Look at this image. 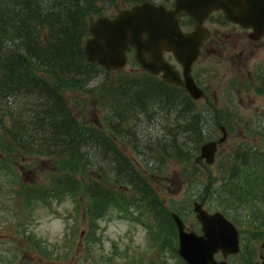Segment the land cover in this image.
<instances>
[{
	"label": "trees",
	"instance_id": "trees-1",
	"mask_svg": "<svg viewBox=\"0 0 264 264\" xmlns=\"http://www.w3.org/2000/svg\"><path fill=\"white\" fill-rule=\"evenodd\" d=\"M139 1L0 0V172L9 174L14 170L8 155L49 156L59 161L49 183H24L20 189L8 186L11 208L15 209L18 203L28 209L32 201L62 204L70 198L76 208L87 213L93 227L110 211L127 218L144 214L159 225H169L173 210L158 198L137 165L118 148V136L135 149L140 144L133 139L138 136V124L134 121L129 125L131 117L175 110L169 128L165 131L166 120L163 121L160 129L164 132L150 134L152 142L145 145L150 154H158L148 155L152 163L164 165L168 157L179 161L186 172L187 164L199 155L206 139L204 134L213 135L215 123L206 124L184 88L147 73L118 76L107 82L112 71L87 62L83 55V42L92 19L114 14ZM103 72L106 77L100 78ZM91 79L98 82L89 88ZM87 93L96 95L95 103L102 108L101 117L108 123L106 128L82 118V95ZM180 132L182 136L178 138ZM143 141L147 142L144 138ZM249 147L253 148H244ZM253 161L264 164L260 156ZM261 164L249 168V175L248 170L244 171L240 185L229 190L231 205L241 206L235 202H242L255 190L254 182L264 183ZM61 165L68 167L60 169ZM253 171L261 173L255 178L251 176ZM103 180H107L106 185ZM230 180L224 185H229ZM212 181L207 180L201 195L209 207L215 201L214 191L209 192ZM133 208L138 209V214ZM235 216L231 219L237 223ZM257 220L264 221V217ZM88 230L87 238L93 233L92 228ZM172 235L168 233L169 243ZM51 247L55 249V245ZM171 253L175 255L174 251Z\"/></svg>",
	"mask_w": 264,
	"mask_h": 264
},
{
	"label": "rangeland",
	"instance_id": "rangeland-1",
	"mask_svg": "<svg viewBox=\"0 0 264 264\" xmlns=\"http://www.w3.org/2000/svg\"><path fill=\"white\" fill-rule=\"evenodd\" d=\"M226 33L231 35L222 43ZM218 34L217 42L223 44L221 50L224 47L225 54L218 56L213 52L207 55L203 53L195 65V70L200 72V79L204 81L203 84H199V87L204 89V95L196 99V108L202 113L207 125L211 121L212 97L215 90L219 95L217 101L219 112H226L225 91L229 87L233 90L238 89L239 83L248 82V79L250 82L252 76L264 70V47L256 49L253 56L247 58L244 64L243 62L240 64L237 51L243 48L244 39L242 38L234 48L235 34L231 27H219ZM239 34L236 36H241L242 33ZM230 49L233 50L234 55H231ZM170 61L176 64L174 58ZM145 73L134 57L129 56L125 67L110 72L106 81L112 82L118 76H141ZM104 77L106 72L100 75V78ZM97 82L98 79H91L87 86L92 88ZM240 93L245 105H240L239 109L244 116L251 117V120L238 122L234 119L232 127L228 128V135L222 141L219 138L223 134L221 130H217L215 141L220 145L217 147L218 152L217 149L215 150L211 163H207L205 159L200 160L201 162L191 161L187 164L188 170L185 172L179 161L169 160L168 157L165 158L164 165L150 161V156L156 157L155 155L158 154H150V151H147L145 144L152 142V137L149 135L155 134L156 131L162 134L164 130L160 127L165 120L166 131L176 115L175 110L168 113L159 110L155 114L148 113L149 116L141 117L139 114L131 117V120H134L129 119V125H133L134 121L138 124L136 129L138 136L135 135L133 139L140 144L132 149L131 145L120 136L116 144L125 156L130 157L137 165L158 198L182 217L189 230L197 233H200V223L192 210V203L196 200L204 201L202 198L204 196L201 197L203 186L208 179L213 180L214 190L207 189L209 192L214 191L212 197L215 200L212 201L214 206H207L205 201L204 206L210 211L223 212L230 220L232 216L238 217L235 216L238 219L237 223L232 221L239 231L240 250L228 257L229 264H264V247L261 246L264 241V221L257 220V217H264V183L254 182L255 190H252L242 202H235L237 206L242 204L239 207L231 205L233 198L229 192L233 190V183L229 181V185H224L227 180L226 171L230 166V163L226 162L230 148L244 142L247 146L258 148L261 154L264 152L263 130L260 129L264 126V93L256 95L253 102L247 100L248 96H253L251 92ZM82 96H84L82 97L84 104L81 105L82 118L88 123L95 122L106 128L108 123L101 117L102 108L95 103L96 95L87 93ZM235 96L237 98V92ZM257 118H261L259 126L256 125ZM180 134L181 132L177 134L178 138H181L182 134ZM204 135L206 136L204 142L212 139V136ZM143 138L147 142H144ZM8 156L9 159L12 158L11 164L14 170L9 174L0 172L2 174L0 264H186L177 252V229L172 220L169 221V225L166 222L159 225L148 215L127 218L110 211L97 221V226L93 227L87 213L76 208L70 198H66L62 204L54 202L47 205L40 201H32L28 209L22 208L23 206L18 203L14 206L17 210L11 208L8 186L12 185L15 189H20L24 183L38 186L49 183L51 176L57 172L59 161L49 156L29 154ZM147 161L150 164L147 165ZM66 167L68 166L61 165L60 169ZM260 173L253 171L251 176L256 178ZM106 183L107 180H103V184ZM133 212L138 214L139 211L134 209ZM91 228L93 233L87 238L88 229ZM168 233L169 235L173 233L171 243L168 240ZM52 245H55V249L51 247ZM172 251L175 255L171 253ZM215 258L220 260L222 257L218 253Z\"/></svg>",
	"mask_w": 264,
	"mask_h": 264
},
{
	"label": "water",
	"instance_id": "water-1",
	"mask_svg": "<svg viewBox=\"0 0 264 264\" xmlns=\"http://www.w3.org/2000/svg\"><path fill=\"white\" fill-rule=\"evenodd\" d=\"M214 10H221L232 22L252 28L254 36L264 34V0H173L171 8L160 1L141 0L90 22L84 42L85 59L107 70H120L127 63L128 51L134 47V59L141 68L183 86L192 98L198 99L203 90L194 82L190 69L203 39L209 35L203 21ZM182 13L195 22L192 31L181 30ZM165 51L182 65V74L164 58ZM220 128L222 141L226 131L224 126ZM215 150L216 141H205L196 159L211 163ZM193 211L200 223V233L187 230L182 218L172 213L178 233V254L187 264H228L227 257L240 248L237 227L221 211H209L201 203L195 202ZM216 253L223 258L215 259Z\"/></svg>",
	"mask_w": 264,
	"mask_h": 264
},
{
	"label": "flooded vegetation",
	"instance_id": "flooded-vegetation-1",
	"mask_svg": "<svg viewBox=\"0 0 264 264\" xmlns=\"http://www.w3.org/2000/svg\"><path fill=\"white\" fill-rule=\"evenodd\" d=\"M167 6H170L169 2H165ZM179 21H180V28L182 31L184 32H189L191 30L194 29L195 26V22L186 14L182 13L179 15ZM203 27H205L208 32L209 35L206 36L200 47H199V54L197 56V58L195 59V61L192 63L191 65V76L193 78V80L195 81V83L200 86L199 84H203L204 81L200 79V72L195 70V65L198 61V58L204 53V54H209L210 52H213L214 54L221 56L225 54L224 51V47L221 50L222 47V43H224L225 40L228 39V37H230V33H226L224 34V40H222L221 42H217L216 37L219 36L218 32H219V27L220 28H224V27H231L233 32H234V37H233V42H234V48H236L237 44L239 43V41L243 38L244 42L242 44L243 48H239L238 49V58L240 59V64H242L241 62H243V64L245 63V60L251 56L254 55L256 49L262 48L264 47V34H261L259 36H254V31L252 28L249 27H244L238 23L232 22L230 20H228L223 12L221 10H214L212 12H210L207 17L204 19L203 21ZM211 26V27H210ZM239 32H241V36H236V34H239ZM239 34V35H240ZM231 50V49H230ZM231 55H234L233 50H231ZM229 55L231 58H233V56ZM163 56L166 60H168L169 62L170 59H173L174 57L172 56V54L170 52L165 51L163 53ZM175 60V58H174ZM176 61V60H175ZM173 63V62H171ZM176 67V69L179 71L180 74H182L183 71V67L180 63H178L176 61V64L173 63ZM142 70H144L143 68H141ZM146 73H148V71L144 70ZM152 76H154L155 78L169 83L165 80H163L161 78L160 74H152ZM255 77V79H254ZM171 84V83H170ZM176 85V84H173ZM176 86H180V85H176ZM183 88V87H182ZM202 89V88H201ZM203 93H204V89ZM241 91L244 92H251V94L253 95L248 96L247 100L248 102H253L255 99L256 95H261L264 93V70L262 72L259 73V71L256 73L255 76H252V80L249 82L247 81H243L241 83H239L238 85V89H232L231 87H229L227 89V91H225V98L227 100L225 101V104L227 105L226 107V112H219V108L217 105V101H218V97L219 95L217 94V90H215L213 92V103L211 105V107H213V111L210 114V119L213 123H215V130L214 133L212 135V139L216 140L217 138V130H221L220 126H224L225 127V131H226V135H228V128L232 127V123L234 119H237L238 122L243 121L245 122V120H251V117H247L244 116L243 113L241 112L240 105H245V102L243 100V98L241 97ZM235 92L238 93V96L236 98L235 96ZM204 95V94H203ZM247 117V118H246ZM257 122V126L260 125L261 123V118H257L255 120ZM254 121V122H255ZM250 122V121H249ZM224 123V124H222ZM260 129L263 130V136H264V126L260 127ZM222 132V130H221ZM223 133V132H222ZM220 144H216V149L218 152V146ZM245 143H241L239 145H235V147L230 148L229 151V155L226 159V162L230 163V166L228 167L226 176H227V180H229V178H231V182L233 183L234 186H238L240 185L239 181H240V177L242 175V173L244 171H247L249 168H256L258 167L262 162L256 163L253 160H255L257 158V156H260V159L263 160L264 159V152L261 154L258 151V148H250V149H246L245 147ZM244 159L245 162L242 164L240 161ZM261 166H264V164H261ZM248 175L250 174L249 170L247 171Z\"/></svg>",
	"mask_w": 264,
	"mask_h": 264
},
{
	"label": "bare ground",
	"instance_id": "bare-ground-1",
	"mask_svg": "<svg viewBox=\"0 0 264 264\" xmlns=\"http://www.w3.org/2000/svg\"><path fill=\"white\" fill-rule=\"evenodd\" d=\"M162 1H164V3H162ZM162 1H160V3L161 4H163L166 8H171L172 7V4H173V0H162ZM165 2H169L170 3V6H167L166 5V3ZM87 38V37H86ZM86 38L84 39V42H85V40H86ZM84 42H83V55H84ZM135 51H136V49L134 48V47H131L130 48V50L128 51V54H129V56H130V58H133L134 57V53H135ZM84 58H85V55H84ZM136 61V60H135ZM140 66V65H139ZM141 67V66H140ZM147 74H149V75H152V74H155V73H151V72H148ZM191 97V96H190ZM192 98V97H191ZM194 99V98H193ZM194 101H196V100H194ZM196 103V102H195ZM263 135V134H262ZM261 140V139H260ZM263 141V140H262ZM249 143V142H248ZM250 145V144H249ZM258 145V144H257ZM247 146V145H246ZM252 147H254V146H252ZM250 148V147H249ZM200 160H203V159H199V160H197L196 159V161H200ZM136 186V185H135ZM138 190V189H137ZM140 192V191H139ZM195 202H198V203H201L202 204V206L203 207H205L204 206V201H194L193 203H192V206H194V203ZM170 209V208H169ZM171 211V210H170ZM172 212L173 211H171L170 212V215H172Z\"/></svg>",
	"mask_w": 264,
	"mask_h": 264
}]
</instances>
